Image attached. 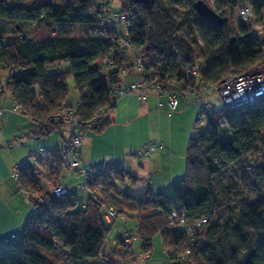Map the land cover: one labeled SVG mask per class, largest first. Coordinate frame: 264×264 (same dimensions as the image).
I'll list each match as a JSON object with an SVG mask.
<instances>
[{"label":"trees","instance_id":"trees-1","mask_svg":"<svg viewBox=\"0 0 264 264\" xmlns=\"http://www.w3.org/2000/svg\"><path fill=\"white\" fill-rule=\"evenodd\" d=\"M58 1L59 4H50L44 0L29 7L30 0H0L2 21L16 25H78L85 31L82 38L48 37L41 41L20 33L7 39L0 35V86L6 90L3 97L31 119L36 137L53 132L62 135L67 130L62 124L46 121L61 106H68L69 79L78 94L77 114L85 120L104 109L111 114L115 108L111 107L113 86L120 85L123 70L136 72L130 61L113 59L105 73L102 59L112 43L89 35V30L101 21L100 12L89 8L93 0ZM199 1L205 2L155 0L147 6L124 0L122 9L131 8L134 14L130 42L146 54L152 66L163 64L166 73L181 79V64L191 63L197 55L202 63L198 78L191 81L193 86L240 75L264 61L263 52L249 37L251 24L239 23L234 30L226 13L220 14L223 9L231 13L249 5L258 20L264 13V0H212L214 12L228 20L222 26L211 24L196 13L194 5ZM177 33L182 35L176 37ZM195 38L202 44L198 54ZM62 64H67L68 69L62 71ZM109 124L108 118L96 132H102ZM207 124L204 134L196 136L199 127L195 122L186 150L184 178L173 184L169 193L133 197L127 188L135 186L136 181L127 173L96 176L89 182L88 190L100 193L103 203L135 221L136 249L149 254L150 259L153 239L160 236L164 254L172 264H178L177 255H184L193 264H264V197L253 204L230 207L232 201L225 200V190L215 183L216 176L237 165L264 138V96L237 110H213ZM51 152L56 169L49 179L53 187L59 184L62 164L61 154ZM17 167L18 179L13 178L19 192L26 193L35 206L36 198H42L45 205L39 207L35 216L28 215L19 238L11 241L7 249H0V264H57L61 250L75 262L119 264L118 257L125 255L120 250L109 254L113 246H106L115 223L107 224L102 219V204L89 192L84 193L88 197L82 208L78 207V193L53 199L37 169L34 171L28 163ZM249 171L264 181V161ZM225 205L227 218L214 221ZM172 211L183 216L189 227L170 226ZM202 220L206 224L190 230L194 222Z\"/></svg>","mask_w":264,"mask_h":264},{"label":"built area","instance_id":"built-area-1","mask_svg":"<svg viewBox=\"0 0 264 264\" xmlns=\"http://www.w3.org/2000/svg\"><path fill=\"white\" fill-rule=\"evenodd\" d=\"M112 0H93L89 3V8L100 12V23L92 30H89L91 37L105 39L112 43V48L102 59V66L105 68V73H108V68L112 65L113 59L122 61H130L136 71V77H130L125 70L122 71V81L120 85L113 86L111 107L130 95L136 96L142 103H146L150 98L157 100V107L161 109L164 105L167 106L170 113L175 112L181 100L193 102L196 104L197 114L196 122H208V117L215 110L214 104L208 98L212 93H216L220 99L223 110L233 111L250 104L264 96V70L261 67H252L240 75H232L224 78L214 84H201L193 86L191 81L197 79L200 73L202 61L194 57L189 64H181L178 71L183 75H170L166 73L167 67L163 64L152 66L147 59L146 54L136 49L130 42V33L133 25L134 14L131 8L113 9L111 7ZM241 20L243 22L254 21V14L249 5L240 7ZM6 90L4 86H0V118L5 113L24 116L18 106L10 103L9 98L3 97ZM2 101L8 102L2 105ZM79 101H76L74 107L61 106L54 112L46 123L62 124L69 131V140L61 153V164L67 173L76 176L77 181L71 185L58 184L50 187L49 194L53 199H58L68 193H90L101 205V217L107 224L119 222L124 231L121 232L119 241L112 244L109 254H114L117 250L125 256L130 255L137 263H144L150 259L149 254H143L136 251L135 243L137 235L135 232L127 230V217L120 214L119 211L111 206L103 203V198L100 193L88 190V184L92 178L99 175H122L126 172L125 165L114 164L109 159H106L100 167L85 168L80 155V149L84 138L89 131L100 130L108 120V109L102 110L96 116L90 119H82L78 116ZM31 120V119H30ZM196 126V125H195ZM194 126V127H195ZM193 127V128H194ZM155 143L147 145L139 156L145 158L150 154V150ZM33 168V161L28 162ZM17 166L14 168L12 177L18 179ZM41 183L45 186V178L41 176ZM26 204L31 207V214L35 216L39 207L45 205L42 198H36L37 206L32 204V200L27 194H23ZM28 218L19 225L18 231L11 233L0 243V249H7L11 241L20 237ZM170 226L178 227L185 225L189 227L183 216L177 212H171ZM206 224V220L194 222L190 226V230L201 228ZM191 235V234H190ZM192 236V235H191ZM193 237V236H192ZM166 253V252H165ZM123 264V262H120ZM178 264H193L184 255H177Z\"/></svg>","mask_w":264,"mask_h":264},{"label":"crops","instance_id":"crops-1","mask_svg":"<svg viewBox=\"0 0 264 264\" xmlns=\"http://www.w3.org/2000/svg\"><path fill=\"white\" fill-rule=\"evenodd\" d=\"M52 2L59 4L58 0H52ZM69 2L66 1L67 4ZM129 75L136 77V72H129ZM7 103L2 101V105ZM189 103L191 102L181 100L178 109L170 113L166 105L159 109L157 100L154 98H150L146 103H142L134 95L121 99L108 116L110 124L102 132L89 131L84 138L80 149L83 165L86 168L100 167L106 159H109L114 164L125 165V173L136 181L132 190L139 193L141 197L148 194L169 193L171 186L184 178L188 137L197 112L196 105L192 103L194 108L190 115L192 117L184 116L189 109ZM183 109H186L185 112L182 111ZM14 116L18 115L5 113L0 118V122L3 126L9 122L11 126L12 118H16ZM22 120H17V123L24 127V133L28 134L26 138H29L36 127L30 120L27 119L31 123ZM52 134H55L52 138V149L36 152L31 149L26 152L25 164L33 161V168L38 171L40 165L47 167L43 176L47 179L45 187L52 186L49 179L56 171L51 151L56 150L61 154L69 140L67 130L62 135L58 132ZM152 143L155 145L152 146L150 154L145 158L139 156V152ZM17 165L19 164L15 167ZM61 168L59 184L71 185L77 181L75 175L67 173L63 166ZM13 170L0 156V243L10 233L17 231L16 229L23 223L21 217L23 213L17 212L15 206L17 205L16 197L22 196L21 199H23V194L26 193L19 192L18 184L12 177ZM23 203L26 207L29 206L24 199ZM16 214L18 218L21 217L20 220L18 219L19 222Z\"/></svg>","mask_w":264,"mask_h":264},{"label":"rangeland","instance_id":"rangeland-1","mask_svg":"<svg viewBox=\"0 0 264 264\" xmlns=\"http://www.w3.org/2000/svg\"><path fill=\"white\" fill-rule=\"evenodd\" d=\"M46 2H49L50 4H55L54 2H51V0H45ZM44 2V0H30L28 6L32 7L36 3ZM207 5L214 11V4L212 0H205ZM124 0H112L111 7L115 10L122 9ZM184 6H182L183 8ZM184 9V8H183ZM240 8L238 10L232 11L230 13L229 10L223 9L221 10L220 14L226 13L227 17L229 18V24L230 26L236 30L239 23H249L251 24L249 29V37L251 40H253L257 45L258 48L263 52L264 54V13L261 17V19L255 20L252 22H243L241 20V13L239 12ZM186 11V10H183ZM0 35L3 36L4 39L7 38H13L17 36L19 33L23 37L32 38L37 41L44 40L48 37H75V38H82L85 35V31L83 27L75 25H61V24H52L49 22H45L42 24L39 23H22L20 25L11 24L5 21L0 20ZM182 34L177 33L176 37H180ZM196 39V38H195ZM202 50V44L199 40L196 39V46H195V53L198 54L199 51ZM263 63V64H262ZM262 64V65H261ZM261 65L264 70V61L256 65V67H261ZM62 71H65L68 69L67 64H62L61 68ZM68 88V96L66 98V105L68 106H74L75 102L78 100V94L74 90V83L72 79H69L67 83ZM208 100L214 104L216 111L223 110V105L216 95V93H212L211 96H209ZM192 103H189V109L184 114L185 117H192L190 116L191 113L194 111V108L192 107ZM193 105H196L193 103ZM186 109H183L182 111L185 112ZM180 111V112H182ZM16 118H12L11 126L9 125V122L6 126H3V123L0 122V156L6 161L7 165L10 169H14L16 164H19L17 166L23 165L27 161V153L29 150H33L34 152L44 150V149H52V138L55 137V134L49 135L47 137L37 136L34 137V132L32 133V136L28 137V134L24 133V127L19 125L17 123V120L24 119L25 121H28L25 118L14 116ZM5 119V118H4ZM23 121V120H22ZM196 122V118L194 120ZM191 126L190 133L188 139L192 135L193 126L194 123ZM28 123H31L28 121ZM32 124V123H31ZM197 125L199 127V130L195 132L196 136H201L204 134L205 129L207 128V122L204 120L203 122L199 123L197 122ZM68 131V129H67ZM69 133V131H68ZM26 138V139H24ZM264 161V138L261 139L256 147L255 150L244 157L237 165H234L233 167H229L226 169L222 174L215 177V183L218 184L220 189H224V197L226 201H232L230 207L238 206L241 204H253L256 203L259 199L264 197V181L257 180L255 177H253L250 174L249 169L253 168L259 164H261ZM39 171L36 169L34 171L39 172L40 176H44L47 167L41 166L38 168ZM47 180V179H45ZM130 191V195L133 197H140L139 193L132 190V187L127 188ZM18 195V194H17ZM22 197V196H21ZM20 196L16 197V203L15 209L17 212H22L23 215L22 221L25 220L26 216H28L31 213V207H26L23 203V199H21ZM78 207L82 208V206L85 204L88 194L84 193H78ZM17 215V214H16ZM228 211L227 207H225L220 210V212L217 213L215 220L222 217L223 220L227 218ZM19 216L17 215V221ZM127 217V230L130 229V231H135V221L133 219H129ZM24 218V219H23ZM19 222V221H18ZM112 227V231L109 237V242L107 243L106 247H110L114 241V239L122 232L124 231L122 229V226L119 222H116L114 226ZM129 228V229H128ZM17 230V229H16ZM11 234V233H10ZM9 234V235H10ZM137 245V242L135 243V247ZM137 252L144 253L142 250L136 249ZM58 255V261L57 264H100V262H88V261H82V262H75L70 258V255L68 252L61 250L57 253ZM119 264L122 261L123 264H140L137 263L135 259H133L130 255L118 257ZM141 264H172L168 257L164 254L163 245L160 236H156L153 239L152 243V249H151V259L146 260L144 263Z\"/></svg>","mask_w":264,"mask_h":264},{"label":"water","instance_id":"water-1","mask_svg":"<svg viewBox=\"0 0 264 264\" xmlns=\"http://www.w3.org/2000/svg\"><path fill=\"white\" fill-rule=\"evenodd\" d=\"M136 4L152 5L155 0H132ZM196 13L204 20L216 26H222L228 20L216 14L204 1H199L194 5Z\"/></svg>","mask_w":264,"mask_h":264}]
</instances>
